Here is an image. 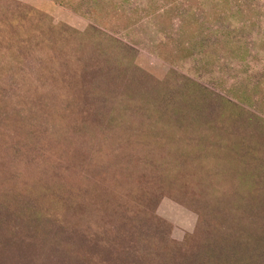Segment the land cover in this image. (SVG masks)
<instances>
[{
	"label": "rangeland",
	"instance_id": "rangeland-1",
	"mask_svg": "<svg viewBox=\"0 0 264 264\" xmlns=\"http://www.w3.org/2000/svg\"><path fill=\"white\" fill-rule=\"evenodd\" d=\"M0 264H264V0H0Z\"/></svg>",
	"mask_w": 264,
	"mask_h": 264
}]
</instances>
